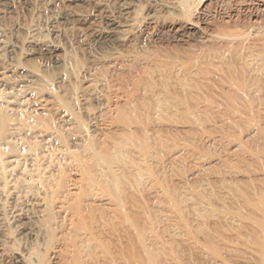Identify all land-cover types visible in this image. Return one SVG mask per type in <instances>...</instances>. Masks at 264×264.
<instances>
[{"label":"rangeland","instance_id":"374dc122","mask_svg":"<svg viewBox=\"0 0 264 264\" xmlns=\"http://www.w3.org/2000/svg\"><path fill=\"white\" fill-rule=\"evenodd\" d=\"M110 21L119 23L122 37L118 40L99 38ZM263 40L264 0L1 1L0 73L20 74L34 64L50 73L58 71L56 91L67 104L59 102L48 89L23 88L18 83L19 103L4 104L16 112L17 119L20 116L16 122L31 116L22 121L21 130L33 137L28 143L17 144L22 164L10 169L14 174L10 176L11 191L1 192L0 264H21L17 253L36 245L33 224L23 217L27 211L24 202L31 193L16 184L22 167L37 168L36 151L45 155L38 160L41 168L59 173L51 186L56 223L63 226L62 230L68 229L64 235L67 240L84 225L82 209L89 200L108 207V215H115L117 218L111 217L122 225L116 224L124 226L119 230L110 223L109 233L111 229L122 233L132 255L131 264H264ZM58 54L67 60L69 74L61 73L55 64ZM70 56L82 59V64L73 65ZM240 59L246 62H238ZM159 60L170 65H158ZM176 74L193 80L190 90L196 97L190 98L209 107L206 111L184 119L183 115L166 118L135 110L134 103H140L144 95L159 91H166L168 97L186 106L192 104L189 97L171 93ZM166 77H170L168 81ZM123 127L130 130L132 138L123 146L126 153L130 152L125 168L134 172L142 169L145 175L141 182L131 176L128 179L134 182H127L125 190L116 194L94 185L91 174L98 166L97 155L112 153L109 150L117 142L112 135H119ZM152 129L161 130L164 147L156 143L157 133ZM37 135H43L44 140ZM15 200L17 210L11 205ZM135 225L144 231L141 247L154 254L133 253ZM56 261L48 254L47 264Z\"/></svg>","mask_w":264,"mask_h":264},{"label":"bare ground","instance_id":"6f19581e","mask_svg":"<svg viewBox=\"0 0 264 264\" xmlns=\"http://www.w3.org/2000/svg\"><path fill=\"white\" fill-rule=\"evenodd\" d=\"M6 2V0H0ZM137 8V7H136ZM51 9V8H50ZM130 10V9H129ZM52 11V10H51ZM138 11V10H137ZM123 12V11H122ZM50 13V12H49ZM121 15V14H120ZM129 15V14H128ZM131 15V13H130ZM67 17V15H66ZM107 17V16H106ZM109 17V16H108ZM111 19V18H110ZM118 20V19H117ZM107 21V20H105ZM109 21V20H108ZM109 23L110 27L101 32L99 38L107 41H115L118 40L120 36V26L119 23L110 21ZM129 23V22H128ZM107 24V23H106ZM149 27V26H148ZM151 27V26H150ZM126 29V28H125ZM128 29V28H127ZM34 33V32H33ZM228 33V32H227ZM229 34V33H228ZM33 35V34H32ZM255 35V34H254ZM37 37V36H36ZM33 40V38H32ZM213 41V40H212ZM251 41V40H250ZM261 41V40H260ZM264 41V40H263ZM31 42V41H30ZM47 42V41H46ZM120 42V41H119ZM43 43V42H42ZM103 43V42H102ZM32 44V43H31ZM39 44V43H38ZM115 44V43H114ZM47 46V45H46ZM247 46V45H246ZM50 47V46H49ZM222 47V46H221ZM236 47V46H235ZM234 47V48H235ZM52 48V47H51ZM49 48V50H56V48ZM243 48V47H242ZM248 48V47H247ZM254 49V48H253ZM16 50V49H15ZM46 50V49H45ZM228 50V49H227ZM242 50V49H241ZM249 50V48L247 49ZM246 50V51H247ZM260 50V49H259ZM232 51V50H231ZM49 52V51H48ZM52 52V51H51ZM205 52V51H204ZM233 52V51H232ZM231 52V53H232ZM264 52V51H263ZM222 53V52H221ZM235 53V52H234ZM254 53V51H253ZM247 54V53H246ZM250 52L247 54L249 55ZM16 55V54H15ZM62 55V54H61ZM71 55V54H70ZM197 55V54H196ZM205 55V54H204ZM225 55V54H224ZM251 55V54H250ZM188 56V55H187ZM208 56V55H207ZM243 56V55H242ZM110 57V56H109ZM241 57V55H240ZM239 57V58H240ZM55 58V64L57 67H59L61 73H64V75L69 74L68 68L66 67V62L67 60L63 58V56H58L54 57ZM68 58V57H67ZM209 58V57H208ZM230 58V57H229ZM249 58V56H248ZM245 57V59H248ZM251 58V57H250ZM70 62H74L73 65H81L82 64V59L80 60L78 57L75 56H70L69 57ZM243 59V58H242ZM240 59V63H245L246 61H243ZM158 60V59H157ZM239 60V59H238ZM242 60V62H241ZM250 60V59H249ZM252 60V58H251ZM14 61V60H13ZM205 61V60H204ZM207 61V60H206ZM210 61V60H209ZM220 61V60H219ZM232 61V60H231ZM69 62V61H68ZM224 62V60H223ZM234 62V61H233ZM231 63L230 65H233L234 63ZM236 62V61H235ZM250 62V61H249ZM14 63V62H10ZM53 63V62H52ZM156 63L159 65L164 64V65H170L169 63L167 64L166 62L159 60L156 61ZM217 63V62H216ZM69 64V63H68ZM172 64V63H171ZM201 64V63H199ZM260 64V63H259ZM258 64V65H259ZM154 65V64H153ZM189 65V64H188ZM54 66V65H53ZM195 66V65H194ZM8 67H12V64H9ZM56 67V68H57ZM76 67V66H75ZM31 69H27L26 71L23 70L22 73L20 74H12V75H4L0 73V196L2 195L1 192H7L10 190V183L11 179L10 176H13V173H10V169L16 165V164H22L19 160V153L17 149V144L18 143H28V141L31 140L33 137L28 136L27 133L24 130H21V127H24V119L26 121L31 118V116H26L21 118V122H16V117L14 116L16 112H12L11 110H8V106H5L4 104H15L19 103L18 98L16 97L21 90L16 89V85L20 84L23 86H35V87H42L44 89H48L49 91H52V94L54 92V96L61 102L62 104H67V100L64 98L61 92L56 91V88L58 89V79L56 72L55 73H50L47 72L45 68L38 66L37 64H34L30 67ZM191 68V67H190ZM201 68V67H200ZM199 68V69H200ZM246 68V67H245ZM52 69V68H51ZM58 69V70H59ZM186 70V69H185ZM188 70V69H187ZM202 70V68H201ZM163 71V70H162ZM201 72V71H200ZM233 72V71H232ZM72 73V72H71ZM70 73V74H71ZM78 73V72H77ZM171 75L172 72H169ZM9 74V73H8ZM175 74V73H174ZM72 75V74H71ZM158 75V74H157ZM186 75V74H185ZM198 75V74H197ZM70 76V75H69ZM74 76V75H73ZM199 76V75H198ZM168 77V75H167ZM166 77V78H167ZM202 77V76H201ZM67 78V77H66ZM170 78V77H169ZM167 78V81L168 79ZM176 78V83L173 84L174 87H172L173 91L171 93H174L178 96H182L184 98H190L191 95L194 96V94L191 93V85L193 80L190 78H186L184 75H177L175 76ZM174 78V79H175ZM15 79V80H14ZM162 79V78H161ZM208 79V78H207ZM14 80V81H12ZM61 80V79H60ZM149 80V79H148ZM196 80V79H195ZM171 81V80H170ZM14 82V83H13ZM164 82V80H163ZM166 82V81H165ZM97 83V82H96ZM167 83V82H166ZM195 83V82H194ZM198 83V82H197ZM196 83V84H197ZM63 84V83H62ZM202 84V83H201ZM200 84V85H201ZM88 85V84H87ZM166 85V84H165ZM61 87V86H60ZM71 87V86H70ZM180 90H177V89ZM191 88V90H190ZM62 89V88H60ZM171 89V86H170ZM169 89V90H170ZM249 89V88H248ZM202 90V89H201ZM207 91V90H206ZM196 92V91H195ZM147 93V92H146ZM194 93V92H193ZM248 93V92H247ZM139 94V93H138ZM197 94V93H196ZM195 94V95H196ZM200 94V93H199ZM143 95V93H142ZM169 96V95H168ZM166 94V91H159L157 93H149V95H144V98L140 103H134V108L137 110L139 113L142 115H152L160 114L167 116H180L183 115L184 119L190 118V115L201 113L202 111H206L209 107L205 108L201 106L199 102L194 103L193 102V97L192 99L190 98V101L192 100V104L189 106L184 105L180 101L173 99V97H168ZM89 97V96H88ZM196 96H194L195 99ZM213 97V96H212ZM183 98V99H184ZM138 99V98H137ZM178 99V98H177ZM182 99V98H181ZM197 99V98H196ZM214 99V98H213ZM189 100V99H188ZM187 100V102H188ZM82 101V100H81ZM86 101V100H85ZM139 101V100H138ZM184 101V100H183ZM75 102V101H74ZM83 103V102H82ZM86 102H84L85 104ZM204 103V102H203ZM200 104V105H199ZM76 105V104H75ZM56 106V105H55ZM67 107V106H66ZM83 107V106H82ZM81 107V108H82ZM7 109V110H6ZM69 109V107H68ZM128 109V108H127ZM16 110V109H15ZM71 110V109H69ZM153 112V113H152ZM152 113V114H150ZM205 113V112H204ZM25 114V113H24ZM87 114H89L87 112ZM127 114V113H126ZM153 114V115H154ZM17 115V114H16ZM19 115V113H18ZM31 115V114H30ZM152 115V116H153ZM151 116V117H152ZM20 117V116H19ZM19 117L17 120H19ZM156 117V116H155ZM152 117V118H155ZM146 118V117H144ZM150 118V119H152ZM162 118V117H161ZM164 118V116H163ZM162 118V119H163ZM165 118V119H166ZM180 118V119H181ZM186 118V119H187ZM66 119V118H65ZM159 119V118H158ZM164 119V120H165ZM64 120V119H63ZM131 120V118H130ZM134 120V119H133ZM168 120H170L168 118ZM183 120V119H182ZM31 121V120H30ZM47 121V120H46ZM153 121V119H152ZM167 121V120H166ZM49 122V121H48ZM154 122V121H153ZM136 123V122H134ZM157 123V120H156ZM44 124V123H42ZM50 124V123H49ZM59 124V123H58ZM105 124V123H104ZM144 124V123H143ZM153 124V123H152ZM155 124V123H154ZM41 125V124H40ZM137 125V124H136ZM145 125V124H144ZM158 125V124H155ZM160 125V124H159ZM148 126H150L148 124ZM154 127V125H152ZM52 127V125H51ZM58 127V126H57ZM138 127V126H137ZM156 127V126H155ZM35 128V127H34ZM38 128V127H37ZM50 128V127H49ZM76 128V127H75ZM122 128V127H121ZM124 128V127H123ZM159 128V126H158ZM170 129V127H168ZM172 128V127H171ZM185 128V127H184ZM61 129V128H59ZM149 129V128H148ZM155 129V128H154ZM168 129V130H169ZM173 129V128H172ZM35 130V129H34ZM71 130V129H70ZM153 130V129H152ZM160 130V129H159ZM164 130V129H163ZM167 130V128H166ZM120 134L119 135H112V137L117 141L114 146V149L111 148L112 151L109 150V154H98L97 155V168L94 173L91 174L93 182H95L94 185L98 184L100 186H103L106 190H112L116 194H119L120 192H123L125 190V185L127 182L133 181L128 178H136L139 180V182L142 181L143 176L145 175L144 170H135L134 171H128V169L125 168V165L128 164V156L126 153V150L124 151L123 146L128 145L127 143L128 140H132L131 138V132L128 129H119ZM135 131V130H134ZM155 130H153L154 132ZM161 131V130H160ZM160 131H155L157 133V144L160 145V147H164L162 144V139L160 137ZM165 131V130H164ZM174 131V130H173ZM33 132V131H32ZM31 132V133H32ZM83 132V131H82ZM116 132V131H114ZM141 132V131H140ZM167 132V131H166ZM36 133V132H35ZM34 133V134H35ZM38 133V131H37ZM148 133V132H147ZM146 133V135H147ZM149 133H152L151 131ZM154 133V134H155ZM168 133V132H167ZM176 133V132H175ZM51 134V133H50ZM114 134V133H113ZM117 134V132H116ZM142 134V133H141ZM140 134V135H141ZM153 134V133H152ZM41 137V140H44L43 135H37ZM152 136V137H151ZM154 135H150L151 138H153ZM155 137V136H154ZM162 137H164L162 135ZM134 138V137H133ZM39 139V138H38ZM147 139V138H146ZM148 139L149 135H148ZM171 139V138H170ZM169 139V140H170ZM142 140V139H141ZM34 141V140H33ZM136 141H134L135 143ZM150 142V141H149ZM148 142V143H149ZM31 143V142H30ZM132 143V142H131ZM138 143V142H137ZM147 143V142H146ZM174 143V142H173ZM55 144V143H54ZM136 144V143H135ZM41 145V144H40ZM113 145V144H112ZM131 145V144H130ZM152 146V144H150ZM177 145V143H176ZM150 146V148H151ZM156 146V145H155ZM46 147V146H45ZM54 147V146H53ZM159 147V148H160ZM33 148V147H32ZM149 148V149H150ZM34 149V148H33ZM158 149V148H157ZM162 149V148H161ZM158 155L161 154V150ZM130 150V149H129ZM137 151V150H136ZM149 151V150H148ZM135 152V151H133ZM138 152V151H137ZM137 152H135L137 154ZM175 152V151H174ZM152 153V152H151ZM181 153V152H180ZM153 154V153H152ZM151 154V156H152ZM154 155V154H153ZM181 155V154H179ZM178 155V156H179ZM44 155V152L36 151L35 153V167L37 168H32L31 170L28 169L27 167H22V172L16 174V184L18 183L19 185L23 186V188L28 189V193H31L30 196L26 199L24 202V206L26 205V213L24 212V219L31 222L32 225V232L33 235L35 236L36 240V245L33 246L34 248H27L25 247L24 249H21L19 253H17V260L21 261V264H47V256L50 254L52 257L57 258L56 263L57 264H131L130 263V250L128 251V244L123 242V236L119 233H115V231H112L109 233L110 230V223L113 225L114 224H119L117 220H115L113 217L108 215V207L105 205H97L95 204L94 201H87L85 205L83 206V226L75 234L73 237H70V240H67L64 238V235L67 234L66 231L68 230H62L63 226L59 225L56 223L57 219V211H56V205L54 202V188L51 186L52 182L56 181L57 182V173L56 171H51L47 172L40 165V162H38L39 158H41ZM131 156V155H130ZM150 156V157H151ZM93 157V156H92ZM142 157V156H140ZM139 157V158H140ZM154 157V156H153ZM177 157V156H176ZM16 158V159H15ZM133 158L135 159L134 155ZM137 158V159H139ZM144 158V157H143ZM152 158V157H151ZM43 159V158H42ZM153 159V158H152ZM175 160V156L173 158ZM87 160V159H86ZM132 160V156H131ZM171 160V159H170ZM173 160V161H174ZM177 160V158H176ZM140 161V160H139ZM138 161V162H139ZM172 161V162H173ZM59 162V161H58ZM57 162V163H58ZM142 161H140L141 164ZM137 163V162H136ZM135 163V164H136ZM176 163V162H175ZM222 163V162H221ZM47 164V163H46ZM117 164L119 167L115 169L114 165ZM87 165V163H86ZM121 165V166H120ZM139 165V164H138ZM22 166V165H21ZM47 166V165H46ZM29 167V166H28ZM75 167V166H74ZM73 167V168H74ZM121 167V168H120ZM124 170H123V169ZM144 168V167H142ZM182 168V167H180ZM70 170V169H68ZM67 170V171H68ZM73 171V170H72ZM76 171V170H75ZM92 171V170H91ZM172 171V170H171ZM184 171V170H183ZM197 171V170H196ZM32 172V173H31ZM79 172V171H76ZM173 174V173H172ZM171 176V174H170ZM56 179H53L55 178ZM15 178V177H14ZM70 178V177H68ZM80 178V177H79ZM124 178H127L125 181ZM72 179V178H70ZM78 179V178H77ZM196 179V178H195ZM73 180V179H72ZM63 182V181H62ZM71 182V181H70ZM78 182V181H77ZM132 182V183H133ZM87 183V182H86ZM86 183L84 184V190L86 189ZM81 183H79L80 185ZM125 184V185H124ZM152 184V183H151ZM14 185V184H13ZM12 185V186H13ZM70 186V184H68ZM73 185V183H72ZM78 185V186H79ZM89 185V184H88ZM135 185V184H134ZM133 187L135 188V186ZM141 185V183H140ZM92 186V185H91ZM127 186V185H126ZM177 186V185H176ZM14 187V186H13ZM36 187V188H35ZM76 187V186H75ZM140 187V186H139ZM130 188V187H129ZM70 189V188H69ZM68 189V190H69ZM93 189V188H90ZM88 189V190H90ZM137 189V188H136ZM26 190V189H25ZM78 190V189H77ZM97 190V187H96ZM99 190V189H98ZM103 190V189H101ZM131 190V189H128ZM11 191V190H10ZM93 191V190H92ZM87 192V191H86ZM94 192V191H93ZM102 192V191H101ZM130 192V191H128ZM132 192V191H131ZM65 193V192H64ZM63 193V194H64ZM73 193V192H72ZM78 193V191H77ZM91 193V192H90ZM126 193V192H125ZM60 194V193H59ZM132 194V193H131ZM134 194V193H133ZM92 195V193L90 194ZM103 195V194H101ZM235 195V194H234ZM237 195V194H236ZM15 196V195H14ZM62 196V195H61ZM60 196V197H61ZM67 196V195H66ZM71 196V195H70ZM73 196V195H72ZM127 196V195H126ZM125 196V197H126ZM130 196V195H129ZM182 196V195H181ZM195 196V195H194ZM3 197V196H2ZM107 197V196H106ZM190 197V196H189ZM193 197V196H192ZM22 198V197H21ZM65 198V197H64ZM135 198V197H134ZM133 198V199H134ZM209 198V197H208ZM238 198V197H237ZM240 198V197H239ZM242 198V197H241ZM63 199V198H62ZM66 199V198H65ZM72 199V198H71ZM90 199V198H89ZM123 199V198H122ZM129 199V198H128ZM128 199H125L127 201ZM151 199V198H150ZM14 200V199H13ZM87 200V199H86ZM96 200V199H95ZM99 200V199H98ZM130 200V199H129ZM153 200V199H152ZM155 200V199H154ZM12 201V200H11ZM70 201V200H69ZM85 200H83L84 202ZM101 201V200H100ZM104 201V200H103ZM111 201V200H109ZM114 201V200H112ZM111 201V202H112ZM124 201V200H123ZM134 201V200H133ZM136 201V200H135ZM82 202V201H81ZM107 202V201H106ZM109 202V204H111ZM137 202V201H136ZM135 202V203H136ZM139 202V200H138ZM61 203V202H60ZM134 203V202H133ZM101 204V203H98ZM13 205L12 207L17 210V205L18 203L16 200L12 202ZM60 205V204H59ZM58 205V207H60ZM139 205V204H138ZM137 205V206H138ZM188 205V204H187ZM244 205V204H243ZM4 206V205H3ZM134 206V205H133ZM185 206V205H184ZM19 207V206H18ZM115 207V206H114ZM135 207V206H134ZM196 207V206H195ZM117 208V207H116ZM127 208V207H126ZM140 208V207H139ZM3 209V208H2ZM62 209V208H61ZM60 209V210H61ZM110 209V208H109ZM119 209V208H117ZM125 209V208H124ZM130 209V208H129ZM142 209V208H141ZM12 210V209H11ZM10 210V211H11ZM73 210V209H72ZM207 210V209H206ZM250 210V209H248ZM136 211V210H134ZM203 211V210H202ZM66 212V211H65ZM109 212V211H108ZM112 212V211H111ZM129 212V211H128ZM156 212V211H155ZM163 212V211H162ZM166 212V211H165ZM207 212V211H206ZM253 212V211H252ZM114 213V212H113ZM111 213V214H113ZM138 213V212H137ZM140 213V212H139ZM2 213L0 212V216ZM116 214V213H115ZM196 214V213H195ZM59 215V214H58ZM65 215V214H64ZM140 215H142L140 213ZM204 215V214H203ZM209 215V214H208ZM215 215V214H214ZM13 216V215H12ZM71 216V215H70ZM74 216V215H73ZM3 217V216H2ZM79 217V216H78ZM116 217V216H115ZM21 218V217H20ZM64 218V217H63ZM117 218V217H116ZM127 218V217H126ZM137 218V217H136ZM1 219V218H0ZM12 219V218H11ZM17 219V218H16ZM229 219V218H228ZM63 220V219H62ZM74 220V219H73ZM76 220V219H75ZM123 220V218H122ZM140 220V219H139ZM137 220V221H139ZM193 220V219H192ZM226 220V219H225ZM12 220H10L11 222ZM16 221V220H15ZM22 221V220H21ZM24 221V220H23ZM145 220H143L144 222ZM159 221V220H158ZM2 222V221H1ZM4 222V221H3ZM63 222V221H62ZM69 222V221H67ZM72 222V221H70ZM81 222V221H79ZM130 222V221H129ZM141 223V221H139ZM30 223V224H31ZM61 223V222H60ZM239 223V222H238ZM1 224V223H0ZM8 224V223H6ZM116 224V225H117ZM139 224V223H136ZM142 224V223H141ZM140 224V225H141ZM122 225V224H119ZM117 225V229L120 230L124 227ZM125 225V224H124ZM218 225V223H217ZM249 225V224H248ZM1 226V225H0ZM4 226V225H3ZM71 226V224H70ZM69 226V230H70ZM130 226V225H129ZM172 226V225H171ZM177 226V225H176ZM80 227V226H79ZM128 228V226H126ZM136 227V228H135ZM140 227V226H139ZM137 227L136 225L133 227L136 230V239H135V244L134 245V254L138 255H143L144 253L146 254H152L153 251L151 249L144 250L143 246L141 247V244H143L144 241V235L141 230V228ZM234 227V226H233ZM238 227V226H237ZM28 228V227H26ZM77 228V227H76ZM142 228L144 226L142 225ZM221 228V227H220ZM145 229V228H144ZM163 229V228H162ZM263 229V228H262ZM1 230V229H0ZM229 230V229H228ZM236 230V229H235ZM259 230V229H258ZM26 231V229H25ZM24 231V232H25ZM62 231V232H61ZM71 231V230H70ZM124 231V230H123ZM128 231V230H127ZM146 231V229H145ZM176 231V230H175ZM23 232V233H24ZM69 232V231H68ZM73 232V231H72ZM71 232V234H72ZM114 232V233H113ZM6 233V230H5ZM8 233V232H7ZM22 233V232H21ZM30 233V232H29ZM147 233V232H145ZM206 233V232H205ZM3 234V233H2ZM19 234V233H18ZM32 234V233H31ZM69 234V233H68ZM149 234V233H148ZM201 234V233H200ZM245 234V233H244ZM1 235V234H0ZM124 235V234H123ZM129 235V234H128ZM132 235V234H131ZM178 235V234H177ZM208 235V234H207ZM20 236V235H19ZM23 236V235H21ZM68 236V235H67ZM113 236H117L114 238ZM149 236V235H147ZM261 236V235H260ZM2 237H4L2 235ZM1 237V238H2ZM6 237V234H5ZM28 237V236H27ZM31 237V236H30ZM128 237V236H127ZM130 237V236H129ZM26 238V237H25ZM69 238V237H68ZM148 237H146L147 239ZM209 238V237H208ZM6 239V238H5ZM8 239V238H7ZM11 239V238H10ZM27 239V238H26ZM31 239V238H30ZM255 239V238H254ZM2 240V239H1ZM29 240V238H28ZM30 241V240H29ZM130 241V240H128ZM155 241V240H154ZM186 241V240H185ZM232 241V240H231ZM259 241V240H258ZM9 242V241H8ZM7 242V243H8ZM14 242V241H13ZM33 242V243H34ZM127 242V241H126ZM147 242V241H146ZM221 242V241H220ZM4 243V242H3ZM34 243V244H35ZM130 243V242H129ZM133 243V242H132ZM239 243V241H238ZM16 244V243H15ZM157 244V243H156ZM192 244V243H191ZM1 245V244H0ZM3 245V244H2ZM14 245V244H12ZM17 245V244H16ZM215 245V242H214ZM132 246V245H131ZM129 246V247H131ZM148 246V245H147ZM191 246V245H190ZM24 247V246H23ZM150 247V246H149ZM224 247V246H223ZM228 247V246H227ZM4 248V247H3ZM6 248V247H5ZM153 248V247H152ZM2 249V248H1ZM164 250V249H163ZM5 251V250H4ZM155 251V250H154ZM9 252V251H8ZM156 253V252H155ZM245 253V252H244ZM16 254V253H15ZM132 254V253H131ZM154 254V253H153ZM193 254V253H192ZM136 256V255H135ZM154 256V255H153ZM208 256V255H207ZM141 257V256H140ZM191 257V256H190ZM237 257V256H236ZM235 257V258H236ZM241 257V256H240ZM49 259V258H48ZM133 260V259H132ZM236 260V259H235ZM138 262V261H137ZM165 262V261H164ZM218 262V261H216ZM142 263V262H141ZM161 263V262H160ZM242 263V262H241ZM167 264V263H165Z\"/></svg>","mask_w":264,"mask_h":264}]
</instances>
